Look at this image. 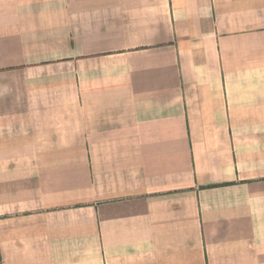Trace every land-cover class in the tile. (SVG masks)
<instances>
[{
	"label": "crops",
	"instance_id": "1",
	"mask_svg": "<svg viewBox=\"0 0 264 264\" xmlns=\"http://www.w3.org/2000/svg\"><path fill=\"white\" fill-rule=\"evenodd\" d=\"M0 264H264V0H0Z\"/></svg>",
	"mask_w": 264,
	"mask_h": 264
}]
</instances>
